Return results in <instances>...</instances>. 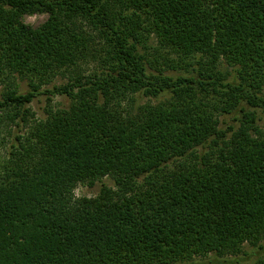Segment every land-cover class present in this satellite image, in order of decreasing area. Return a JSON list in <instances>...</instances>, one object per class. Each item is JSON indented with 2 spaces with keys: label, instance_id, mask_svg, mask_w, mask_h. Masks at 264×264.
<instances>
[{
  "label": "trees",
  "instance_id": "16d2710c",
  "mask_svg": "<svg viewBox=\"0 0 264 264\" xmlns=\"http://www.w3.org/2000/svg\"><path fill=\"white\" fill-rule=\"evenodd\" d=\"M35 13L48 17L31 28ZM152 33L198 57L194 72L152 67L139 49ZM0 85L20 127L0 169V264H225L243 258L183 262L245 243L264 264V0H0ZM39 95L44 117L26 106ZM106 176L113 187L75 195Z\"/></svg>",
  "mask_w": 264,
  "mask_h": 264
},
{
  "label": "rangeland",
  "instance_id": "374dc122",
  "mask_svg": "<svg viewBox=\"0 0 264 264\" xmlns=\"http://www.w3.org/2000/svg\"><path fill=\"white\" fill-rule=\"evenodd\" d=\"M48 15L46 13H35V14H24L22 17L23 22L30 26L31 28H37L42 23L45 22ZM156 48V49H155ZM140 52L145 54V57L149 59L150 65L152 67L164 69V73L172 76H179V75H186L189 73H193L196 66V59L198 57H184L181 54L167 50L165 48L159 47L157 37L152 33L145 46L143 45L139 46ZM159 49V50H157ZM171 60V62H170ZM87 62L84 63L82 66V70L80 72L82 73H92L93 71L97 69H101L100 67H105L104 61L101 60V56L98 57H89V59L86 60ZM152 69V68H150ZM154 69V68H153ZM218 69L226 75L228 79L234 77V67L227 65L224 61L219 63ZM62 70V69H61ZM155 70V69H154ZM67 72V71H63ZM63 72H57L55 75L52 76L50 80L44 81L45 83L41 84V88H51L53 85H59L63 84L68 79V74ZM28 78H21L19 76H15L14 84H16L19 88V91H26L28 86ZM3 88L2 85H0V95ZM168 98V95H162L160 97H152V96H141V95H135V98L131 103L127 100L123 104V110L126 112H129L131 114H138L140 113L139 107H144L147 104H155L159 100ZM70 103V99L63 96V95H55L52 97V105L54 108H61V107H67ZM46 99L44 95H39L32 102H30L28 106L31 111L34 113L35 117H44L45 116V107H46ZM262 115V119L258 121L260 127L262 130H264V114ZM20 133V127H15L13 123L7 118V116L4 113H0V169L1 165L4 163L7 157V152L10 149V144L14 141L15 134ZM107 184L108 186L113 187L114 183L113 180L106 176L103 177L100 181L96 182L93 186L83 185V184H77L74 193L76 196H95L101 184ZM258 250L256 247H253L247 243L244 244L242 248V252L236 255H224L221 257L216 256L213 253H209L206 256H195L190 260H185L183 263H189L193 261H206L210 258H216L217 260H225V259H231V258H243L240 261L229 263L225 262V264H253L256 258L259 254L257 253ZM247 255V256H246ZM177 263V264H181ZM218 264V263H215Z\"/></svg>",
  "mask_w": 264,
  "mask_h": 264
}]
</instances>
